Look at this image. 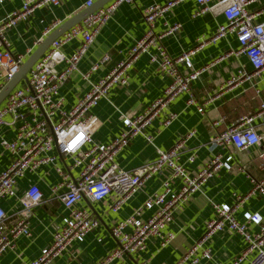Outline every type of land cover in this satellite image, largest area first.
Returning <instances> with one entry per match:
<instances>
[{
  "label": "built area",
  "instance_id": "1",
  "mask_svg": "<svg viewBox=\"0 0 264 264\" xmlns=\"http://www.w3.org/2000/svg\"><path fill=\"white\" fill-rule=\"evenodd\" d=\"M5 0H0V3ZM61 0H24L19 9L0 19V92L14 77L26 58L9 49L8 32L19 22L27 20L36 8L47 4L59 5ZM96 0H88L89 7ZM135 0H110L101 8L89 14L80 23L57 37L47 51L35 62L28 72V83L15 87L0 104V133L4 126L15 128L13 139H2L3 148L10 154V164L0 171V255L15 247L20 236H30L28 221L32 210L44 198L38 184H31L20 198L22 209L14 222H8L9 215L2 206L3 199L16 196L18 180L28 172L44 166L51 167L59 180L53 185V191H61L60 199L67 210L62 222L57 225L51 243L42 249L39 257L28 264H51L73 241H83L87 233L99 225V220L86 208L78 206L83 199L101 201L111 194L115 200L111 205L113 211H119L126 201L135 194L151 176L168 169L169 177L158 191H154L143 205L133 213L117 221L111 228L118 240L117 248L95 264H111L126 253L133 254L146 248L148 239L157 237L162 247L174 238L172 233H165L172 221L176 208L191 196L202 191L204 185L225 167L232 169L233 156L224 161L220 154L214 155L197 174L190 175L181 162L180 151L185 140L178 141L169 150H158L155 161L134 170H126L117 162L118 152L136 136L142 135L152 143L153 136L146 132L147 126L155 116L164 109L177 95L191 90L192 81L199 78L204 68L184 74L180 65L193 67V56L198 47L172 56L159 41L176 33L181 25L167 23L163 33H156L157 20L169 9L183 0H167L165 3H152L143 9L147 28L142 37L130 47L125 59L117 61L108 72L96 82L91 83L89 91L70 109L65 108L59 96L62 85L74 70H78L80 60L85 56L101 28L107 23L118 6ZM196 6L192 17L206 13L222 14L226 22L217 26L212 40L234 34L239 42L237 53L247 56L253 67L250 75L243 70L235 78L228 79L226 85H232L242 76L256 77L264 81V0H195ZM50 29L45 33L48 36ZM75 38H81L78 48L72 53L65 52L64 47ZM201 44L205 39L199 40ZM152 47L156 53H150ZM150 53L151 60L168 77L162 94L152 101L141 113L125 117L124 130L108 143H96L93 138L97 122L91 114L101 99L109 96L115 86L126 85L129 81L128 71L143 53ZM106 55L102 63L109 61ZM61 65H64L61 67ZM96 63L90 69L97 70ZM90 72L84 73L88 78ZM188 103L197 105L204 113V104L198 103L193 96ZM264 117V102L260 108L249 115L241 117L225 131H216L210 137L211 148L234 147L247 150L259 145L264 140V131L259 133L254 122ZM173 115L165 121L169 125ZM222 119L212 122L217 128ZM190 135V134H189ZM58 150L66 166L59 163L55 153ZM264 170V152L260 153ZM68 160V161H67ZM191 161L194 160L192 156ZM73 170L77 173L73 174ZM175 180H180L177 189L172 187ZM252 188L246 195L237 194L241 203L251 195L264 197V175L252 178ZM215 216L206 224L201 238L194 243L175 264H199L212 257L208 245L215 234L224 229L237 233L245 242V250L235 255L228 264H241L248 255H252V264H264V218L258 213H245V220L239 221L234 212L238 204L211 203ZM145 210L152 211L144 218ZM257 226L252 230L249 224Z\"/></svg>",
  "mask_w": 264,
  "mask_h": 264
},
{
  "label": "crops",
  "instance_id": "2",
  "mask_svg": "<svg viewBox=\"0 0 264 264\" xmlns=\"http://www.w3.org/2000/svg\"><path fill=\"white\" fill-rule=\"evenodd\" d=\"M87 1L61 0L59 5L50 3L36 8L27 20L19 22L8 32L9 49L15 54L24 55L27 60L47 37L45 33L48 29L50 35L70 18L86 10ZM166 1L135 0L118 6L80 60L78 70H74L60 88L59 96L63 99L65 108L73 107L89 91L92 82L105 75L117 61L127 57L130 47L146 31L143 9L149 4H162ZM23 2L24 0H5L0 3V19L19 9ZM195 6V0H183L169 9L157 20L156 33H163L167 23H179L180 29L162 38L159 43L172 56L198 47L192 59L193 67L188 68L183 64L180 65V70L184 74L201 68L205 70L199 78L192 81L190 93L177 95L147 126L146 132L153 136V142H148L142 135L136 136L118 152L116 159L122 168L134 170L155 161L159 149L169 150L178 141L185 140L180 157L190 175L197 174L216 154H220L223 161L232 155L233 168L219 169L202 191L176 208L174 217L165 230V233H172L174 236L167 246L162 247L159 238L151 237L144 250L133 254L126 253L111 264H175L201 238L206 224L214 218L212 202L230 205L237 203L234 216L239 221L245 220L247 212L258 213L264 218L262 195H251L241 203L236 200L237 194L246 195L251 190L252 178L260 179L264 175L259 157L264 152V140L247 150H237L234 147L211 148L210 143V137L217 130L225 131L241 117L260 108L264 102V81L256 77L247 79L242 76L232 85H226V81L237 77L241 70L250 75L253 67L246 55L237 53L240 45L236 35L228 34L219 39H211L217 26L226 22L225 17L209 12L193 18ZM201 39H205L202 44L199 42ZM81 40L75 38L70 41L64 47L65 52L72 54ZM149 51L156 53V48L152 47ZM150 53H143L129 69V81L126 85L115 86L108 97L101 99L93 107L91 114L97 118V122H93V138L96 143H108L119 136L125 128V117L141 113L162 94L169 79L157 63L152 62ZM106 55L110 59L102 63L101 60ZM96 63L99 67L91 71ZM88 72L89 77L84 78L83 74ZM24 83L26 84L22 81L20 84ZM191 96L198 103L204 104V113H200L194 103H188ZM172 115L171 123L166 125L165 121ZM216 119H222L217 128L212 124ZM254 125L262 133L264 117L257 119ZM14 136V127H2L0 171L11 161L10 154L1 144L2 139L11 140ZM55 153L59 157V163L66 166L57 149ZM192 156L193 161L190 160ZM72 173L77 172L73 170ZM169 174L170 171L165 169L151 176L116 212L111 207L115 200L114 194L101 201L83 199L79 202L78 206L91 212L99 220V225L87 233L83 241H73L51 264H95L114 251L118 240L111 231L112 226L130 216L154 191L160 190ZM58 180L57 173L51 167L44 166L28 172L18 180L16 196L2 200L1 204L9 215L8 222L11 223L20 215V198L31 184H38L44 193L43 201L32 210L28 218L31 235L20 236L14 248L0 255V264H28L37 259L42 249L51 243L57 225L67 214L60 199L61 191L52 190ZM179 186L180 180H175L172 187L177 189ZM151 212L145 210L142 216L146 218ZM249 227L252 230L257 229L253 223ZM207 246L212 250V257L199 264H228L235 255L245 250L242 237L229 229L217 232ZM251 258L252 255H248L241 264H252Z\"/></svg>",
  "mask_w": 264,
  "mask_h": 264
},
{
  "label": "water",
  "instance_id": "3",
  "mask_svg": "<svg viewBox=\"0 0 264 264\" xmlns=\"http://www.w3.org/2000/svg\"><path fill=\"white\" fill-rule=\"evenodd\" d=\"M110 0H97L93 5L87 7L86 10L78 13L77 15L70 18L68 21L63 23L60 27L55 29L50 35H48L44 41L39 45V47L33 52V54L21 65L18 72L14 77L4 86L0 92V104L9 95V93L17 87L22 81L28 83V72L35 64V62L40 58V56L50 47L52 42L63 33L68 31L74 25L80 23L89 14L93 13L95 10L104 6Z\"/></svg>",
  "mask_w": 264,
  "mask_h": 264
}]
</instances>
